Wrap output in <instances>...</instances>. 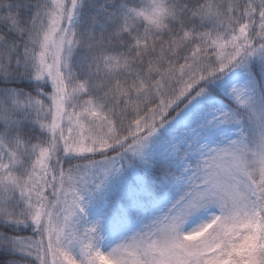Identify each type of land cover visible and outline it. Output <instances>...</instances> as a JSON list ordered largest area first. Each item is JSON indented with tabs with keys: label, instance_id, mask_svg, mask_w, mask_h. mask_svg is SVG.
<instances>
[{
	"label": "snow or ice",
	"instance_id": "6c2138e0",
	"mask_svg": "<svg viewBox=\"0 0 264 264\" xmlns=\"http://www.w3.org/2000/svg\"><path fill=\"white\" fill-rule=\"evenodd\" d=\"M0 264H264V0H0Z\"/></svg>",
	"mask_w": 264,
	"mask_h": 264
}]
</instances>
